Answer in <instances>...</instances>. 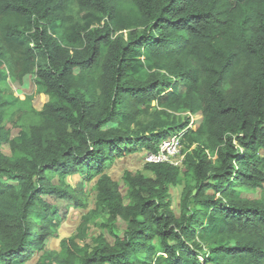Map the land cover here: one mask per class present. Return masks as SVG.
Returning a JSON list of instances; mask_svg holds the SVG:
<instances>
[{
	"label": "trees",
	"instance_id": "trees-1",
	"mask_svg": "<svg viewBox=\"0 0 264 264\" xmlns=\"http://www.w3.org/2000/svg\"><path fill=\"white\" fill-rule=\"evenodd\" d=\"M0 41L48 97L15 139L0 102V264H264V0H0ZM178 135L181 166L107 172ZM86 182L93 210L48 251ZM93 215L112 241L80 247Z\"/></svg>",
	"mask_w": 264,
	"mask_h": 264
},
{
	"label": "rangeland",
	"instance_id": "rangeland-1",
	"mask_svg": "<svg viewBox=\"0 0 264 264\" xmlns=\"http://www.w3.org/2000/svg\"><path fill=\"white\" fill-rule=\"evenodd\" d=\"M0 54L4 58L5 67L2 69L4 79L0 81V102H6L2 109L3 120L1 127L5 132L8 133L9 139H15L25 130L29 125L36 122L34 116L35 111H40L46 102V97L36 85V79L33 74L27 75L23 78L22 82H14L9 79L10 75V60L6 53L5 46L2 41H0ZM187 117V114L182 115V117ZM196 124L202 120L201 115L198 113L194 115ZM0 150L3 154L10 156V152L7 143H2L0 145ZM144 151L137 154H130L121 160L117 161L113 166L106 168L107 172L110 174L113 180H115L118 185L124 189L125 185L122 181V174L124 171L136 172L139 171L143 175L150 177L151 175L144 169L143 156ZM95 181V180H94ZM67 185L75 188L82 179L79 176L67 177L65 179ZM182 190V185L170 188V200L172 207L178 212V203L180 198V193ZM83 195L81 197L82 203L85 207H69L65 208L64 203H58L57 207L61 209L59 215L61 217L59 226V235L50 241L48 245V251L60 252V244L63 239H68L77 231L81 224L82 217L87 215L90 210L94 208L95 202V191H93V183L86 182L83 184ZM259 191L243 190L241 196L243 198L254 199L259 196ZM45 201L47 203H55V201L46 197ZM105 220L103 217L94 216L88 218L85 225V233L83 238L76 240V243L82 247L88 245L92 247L93 240L97 238L98 235L104 236L109 241H112L108 232L103 228ZM122 224V222H119ZM117 234L120 231H115ZM40 253L36 254L34 258L27 264H35Z\"/></svg>",
	"mask_w": 264,
	"mask_h": 264
},
{
	"label": "built area",
	"instance_id": "built-area-1",
	"mask_svg": "<svg viewBox=\"0 0 264 264\" xmlns=\"http://www.w3.org/2000/svg\"><path fill=\"white\" fill-rule=\"evenodd\" d=\"M190 117V127L195 129L196 121L194 116ZM181 136H172L165 140H162L158 144V149L155 153H144L143 163L157 164V163H169L173 166H181L183 155L181 154Z\"/></svg>",
	"mask_w": 264,
	"mask_h": 264
},
{
	"label": "water",
	"instance_id": "water-1",
	"mask_svg": "<svg viewBox=\"0 0 264 264\" xmlns=\"http://www.w3.org/2000/svg\"><path fill=\"white\" fill-rule=\"evenodd\" d=\"M47 100H48V97H46V102H47ZM46 102H45V103H46Z\"/></svg>",
	"mask_w": 264,
	"mask_h": 264
},
{
	"label": "bare ground",
	"instance_id": "bare-ground-1",
	"mask_svg": "<svg viewBox=\"0 0 264 264\" xmlns=\"http://www.w3.org/2000/svg\"><path fill=\"white\" fill-rule=\"evenodd\" d=\"M220 6V5H219ZM221 9V8H220ZM220 16V15H219ZM139 142V141H138Z\"/></svg>",
	"mask_w": 264,
	"mask_h": 264
}]
</instances>
